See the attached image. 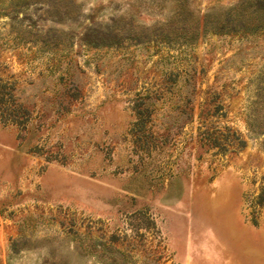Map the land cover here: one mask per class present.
<instances>
[{"label": "rangeland", "instance_id": "obj_1", "mask_svg": "<svg viewBox=\"0 0 264 264\" xmlns=\"http://www.w3.org/2000/svg\"><path fill=\"white\" fill-rule=\"evenodd\" d=\"M241 1L0 0V264H264V28L200 34Z\"/></svg>", "mask_w": 264, "mask_h": 264}, {"label": "trees", "instance_id": "obj_2", "mask_svg": "<svg viewBox=\"0 0 264 264\" xmlns=\"http://www.w3.org/2000/svg\"><path fill=\"white\" fill-rule=\"evenodd\" d=\"M257 3L252 2H244L241 1L237 3L234 7L227 9V11L223 12L219 16L213 19V21L209 20L208 16L203 15L201 20V27H200V34H205L208 31L212 33H225V32H233V33H240V34H253L259 28H264V0H256ZM249 3V4H247ZM169 29L162 33H168ZM199 33L198 23L196 22V26L194 29H185L184 33L178 37H182V42L186 45H190L192 42L195 41L196 36ZM164 39L165 37H170V34H163ZM176 36V35H174ZM258 94L257 100L259 102H264V80L261 86L257 87ZM216 109L219 108L218 106H214ZM3 109L0 108V111ZM215 111V108H214ZM213 111V112H214ZM210 112V113H213ZM3 112H0V119L5 121V117H2ZM22 120H17V118H13V123H20ZM205 141H210L211 135L209 132H203L202 135ZM202 139V138H201Z\"/></svg>", "mask_w": 264, "mask_h": 264}, {"label": "bare ground", "instance_id": "obj_3", "mask_svg": "<svg viewBox=\"0 0 264 264\" xmlns=\"http://www.w3.org/2000/svg\"><path fill=\"white\" fill-rule=\"evenodd\" d=\"M222 242V241H221ZM223 244V243H222ZM227 245V244H226ZM224 246V245H223ZM225 247H227V246H225ZM250 252V251H249ZM240 253H241V251H240ZM243 254V253H242ZM244 254H246V253H244ZM239 257V256H238ZM242 257V256H241ZM243 258H244V256H243Z\"/></svg>", "mask_w": 264, "mask_h": 264}]
</instances>
